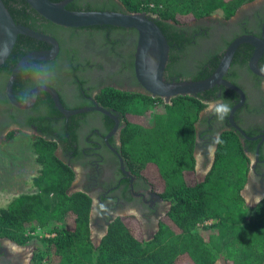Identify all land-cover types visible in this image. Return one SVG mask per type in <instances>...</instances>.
Wrapping results in <instances>:
<instances>
[{
    "label": "trees",
    "instance_id": "trees-1",
    "mask_svg": "<svg viewBox=\"0 0 264 264\" xmlns=\"http://www.w3.org/2000/svg\"><path fill=\"white\" fill-rule=\"evenodd\" d=\"M2 1L17 25L43 34L51 31L49 27H58L39 16L48 25L39 30L31 16L38 14L24 0ZM252 1L119 0L120 10L117 6L98 4H86L82 9L69 4L67 9L145 13L153 18L170 46L172 41L166 35L168 22L184 25L214 13L229 19L239 7ZM47 47L44 42L19 35L10 56L0 66V82L6 83L22 57ZM168 60V65L174 61L171 53ZM43 66L44 62L30 61L22 68L13 85L18 101L39 84L33 76ZM215 66L195 74L192 80L208 78ZM217 89L177 96L168 104L161 98L111 87L102 88L97 95L99 104L118 114L123 122L120 149L125 162L138 175L153 169L150 181L154 189L171 204L151 239L144 238L135 218L125 217L113 220L98 245L93 244L89 227L91 199L82 192H70L75 174L55 156L56 138L47 131L46 138L32 145L40 166L33 179L36 190L13 198L0 209V238L21 246L33 239L30 236L33 230L48 234L38 239L40 247L33 264H215L221 258L225 264H263L264 199L249 208L241 195L248 159L237 134L224 132L218 140L210 172L202 181L194 176L195 124L207 107L202 101L216 99ZM45 96L39 95L36 108H43L42 104L49 101L43 109L45 116L57 117L59 113L52 101H43ZM209 221L212 222L208 224Z\"/></svg>",
    "mask_w": 264,
    "mask_h": 264
},
{
    "label": "flooded vegetation",
    "instance_id": "flooded-vegetation-1",
    "mask_svg": "<svg viewBox=\"0 0 264 264\" xmlns=\"http://www.w3.org/2000/svg\"><path fill=\"white\" fill-rule=\"evenodd\" d=\"M69 4L78 6L79 9L86 4H98L117 6L120 10L119 0H73ZM69 4L66 5V10ZM21 7L18 6L19 9ZM31 16L39 30L48 26L39 18L40 15L32 13ZM148 17L155 23L153 18ZM168 23L170 26L166 35L172 41V46H168V59L171 53L174 61L168 65L167 60L163 73L164 80L169 79L167 82L193 81L195 74L216 65L214 73L227 49L236 40L250 37L258 41L256 45L239 44L223 75L227 83L243 94V103L232 116L235 126L243 134L229 121L230 112L241 101L240 94L223 85L213 87L218 88L216 99L207 103L195 124V171H202L197 179L204 180L210 172L220 136L226 131L234 132L248 159L247 177L241 195L248 207L254 208L264 199V75H261L264 74V0H254L242 5L229 19H225L221 13H214L188 21L184 25ZM58 27H49L51 31L44 34L57 42L58 51L55 57L48 61L31 60L44 62L43 69L33 76L39 83L34 88L47 86L55 90L61 106L68 111L103 108L96 98L105 87L149 95L135 77L134 56L138 40L135 29H108L104 26L98 29L96 26ZM44 43L48 47L37 51L51 49V45ZM259 48L263 51L255 68L260 74L250 66V60ZM167 74L171 76L167 78ZM181 75L184 77H180ZM7 81L5 84L0 82V142L12 141L17 135H24L32 148L38 139L47 137L46 131L56 138L58 147L54 152L55 156L70 166L75 174L70 192H82L91 199L89 227L90 238L95 246L106 234L109 224L117 218H135L144 238L151 239L158 231L161 221L165 219L171 204L161 198L144 173L138 175L132 172L122 157L120 131L123 122L119 115L107 110L112 117L98 111L65 116L56 108L52 97L46 91L37 95L31 107L20 109L12 106L8 100ZM41 93L46 94L43 101H52L59 113L57 117L45 116L43 109L49 101L42 104L43 108H36ZM219 101L229 104L231 108L222 121L213 114ZM48 236L47 234L46 237ZM36 253L35 246H19L7 238H0V264H33ZM218 261L224 264L222 258Z\"/></svg>",
    "mask_w": 264,
    "mask_h": 264
},
{
    "label": "water",
    "instance_id": "water-1",
    "mask_svg": "<svg viewBox=\"0 0 264 264\" xmlns=\"http://www.w3.org/2000/svg\"><path fill=\"white\" fill-rule=\"evenodd\" d=\"M24 1L42 18L61 27L82 28L91 26H115L135 29L138 33V40L134 56V72L138 83L145 92L154 98H161L164 99L166 103H169L172 98L177 96H194L216 85L226 86L238 92L241 97L240 103L232 109L229 115L231 125L239 130L235 126L232 116L234 111L243 103V94L238 88L227 83L223 79V75L231 63L237 46L241 43L256 45L258 41L254 38L243 37L236 40L227 49L218 68L210 77L199 81L167 82L163 78V73L168 60L169 47L160 29L146 14L66 10V5L73 0H63L60 2H51L50 0ZM19 35L46 42L51 45V49L48 51H35L29 53L13 68L6 84L7 97L12 106L20 109H27L33 105L37 95L41 91H46L52 97L56 108L65 116L98 111L112 117L110 112L101 107L83 108L71 111L65 110L59 102L56 91L47 86L36 87L28 93L22 102L17 101L13 96L12 86L21 68L31 60H52L58 51V46L57 42L52 37L35 32L28 27L15 24L3 1L0 0V66L4 64L10 56ZM262 51L263 49L261 48L257 49L250 60V66L255 72H257L255 64ZM257 73L260 74L259 72ZM117 126L118 123L115 128ZM240 133L242 132L240 131Z\"/></svg>",
    "mask_w": 264,
    "mask_h": 264
},
{
    "label": "rangeland",
    "instance_id": "rangeland-1",
    "mask_svg": "<svg viewBox=\"0 0 264 264\" xmlns=\"http://www.w3.org/2000/svg\"><path fill=\"white\" fill-rule=\"evenodd\" d=\"M29 143L24 135H17L12 141L0 142V209L6 207L13 198L32 194L36 190L33 179L37 176L40 166ZM201 172L195 171L194 176L198 178ZM145 174L152 180L154 170L149 168ZM30 236L33 239L25 245L38 249L40 247L38 239L46 237L47 234L36 229L31 231ZM216 264L223 263L218 261Z\"/></svg>",
    "mask_w": 264,
    "mask_h": 264
},
{
    "label": "clouds",
    "instance_id": "clouds-1",
    "mask_svg": "<svg viewBox=\"0 0 264 264\" xmlns=\"http://www.w3.org/2000/svg\"><path fill=\"white\" fill-rule=\"evenodd\" d=\"M202 103H210L208 101H202ZM231 111L230 105L223 102V101H219L216 103L215 105V109H214V115L216 116V118L218 120H223L224 118L227 117L228 113Z\"/></svg>",
    "mask_w": 264,
    "mask_h": 264
}]
</instances>
